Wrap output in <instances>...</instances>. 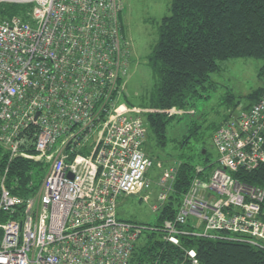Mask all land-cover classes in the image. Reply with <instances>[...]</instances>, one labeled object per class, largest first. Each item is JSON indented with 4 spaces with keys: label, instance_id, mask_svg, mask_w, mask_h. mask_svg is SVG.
I'll use <instances>...</instances> for the list:
<instances>
[{
    "label": "built area",
    "instance_id": "1",
    "mask_svg": "<svg viewBox=\"0 0 264 264\" xmlns=\"http://www.w3.org/2000/svg\"><path fill=\"white\" fill-rule=\"evenodd\" d=\"M0 3L31 5L26 19L0 21V146L10 161L33 160L27 144L51 161L28 197L7 187L8 170L1 177L0 264H131L145 230L176 246L194 236L264 250V188L234 176L264 163V95L216 129L217 159L196 167L174 219L121 220L120 196L149 191L154 164L142 109L120 104L131 56L123 0Z\"/></svg>",
    "mask_w": 264,
    "mask_h": 264
},
{
    "label": "trees",
    "instance_id": "2",
    "mask_svg": "<svg viewBox=\"0 0 264 264\" xmlns=\"http://www.w3.org/2000/svg\"><path fill=\"white\" fill-rule=\"evenodd\" d=\"M30 8L29 4L0 3V21L12 16L26 19ZM121 26L123 32L122 23ZM235 58L261 59L263 65L258 76L264 83V0H171L169 14L159 22L158 39L148 56L154 80L148 96L152 111L145 114L146 118L142 114L146 130L149 125L158 144L165 146L169 142L168 127L178 118L172 110L187 109L196 99L203 97L210 75L220 69V62ZM210 86L215 87L213 83ZM263 95L264 85L248 97L255 99V103ZM125 101L134 105L127 99ZM219 126L214 127V132ZM191 128V133L196 132ZM2 153L4 150L0 147V180L8 170L6 184L12 193L30 196L39 188L32 173L35 162L23 157L10 161L8 153H4V158ZM204 157L208 161L201 164L207 167L212 161L207 154ZM196 167V164L184 161L174 193L167 197L159 211L157 223L142 225L160 228L166 220L174 219L195 176ZM234 176L247 184L264 188V163L251 171L239 170ZM31 181L33 185H30ZM141 238L146 242L141 245L138 242L131 264H190L187 252L191 249L196 251L199 264H264V250L246 244L183 236L181 244L176 246L164 240L162 232L151 230H145Z\"/></svg>",
    "mask_w": 264,
    "mask_h": 264
},
{
    "label": "rangeland",
    "instance_id": "3",
    "mask_svg": "<svg viewBox=\"0 0 264 264\" xmlns=\"http://www.w3.org/2000/svg\"><path fill=\"white\" fill-rule=\"evenodd\" d=\"M123 2L121 23L124 36L131 44V56L125 79L126 86L121 97L123 101L120 100V104L125 105V100H129L142 109L146 118L145 114L152 111L148 96L154 86L148 56L158 39V24L169 14L171 0H123ZM262 65L263 61L256 58L221 61L220 69L211 73L210 81L206 84L207 89L202 92L203 97L196 99L189 108L176 112L178 118L168 127L169 142L165 146L157 143L148 125L144 150L154 161L153 167L146 174L152 181V187L140 194L120 196L117 208L119 219L156 224L159 211L166 202L161 201L159 195L167 193V196H170L174 193L176 178L184 161L200 166L202 162L208 161L204 157L206 154L212 162L217 159L218 154L213 142L214 127L223 123L229 116H239L247 105L254 103L255 99L248 95L264 85L258 76ZM211 83L214 84V88L210 86ZM191 127L196 132L191 133ZM2 149L4 153H8L3 147ZM26 149L35 156L33 161L36 166L32 173L35 174L34 179L41 185L51 161L45 157L39 158L29 144ZM4 153L1 155L3 158ZM147 195L148 200L145 199ZM155 205L159 207L157 211L154 209ZM144 242L146 239L140 238V245Z\"/></svg>",
    "mask_w": 264,
    "mask_h": 264
},
{
    "label": "crops",
    "instance_id": "4",
    "mask_svg": "<svg viewBox=\"0 0 264 264\" xmlns=\"http://www.w3.org/2000/svg\"><path fill=\"white\" fill-rule=\"evenodd\" d=\"M126 86V81H125V85H124V87Z\"/></svg>",
    "mask_w": 264,
    "mask_h": 264
},
{
    "label": "water",
    "instance_id": "5",
    "mask_svg": "<svg viewBox=\"0 0 264 264\" xmlns=\"http://www.w3.org/2000/svg\"><path fill=\"white\" fill-rule=\"evenodd\" d=\"M206 151L204 150L203 153H205Z\"/></svg>",
    "mask_w": 264,
    "mask_h": 264
}]
</instances>
